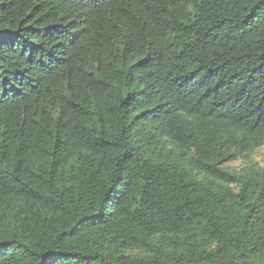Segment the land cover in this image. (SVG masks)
Masks as SVG:
<instances>
[{
    "label": "trees",
    "instance_id": "1",
    "mask_svg": "<svg viewBox=\"0 0 264 264\" xmlns=\"http://www.w3.org/2000/svg\"><path fill=\"white\" fill-rule=\"evenodd\" d=\"M263 147L264 0H0V264H264Z\"/></svg>",
    "mask_w": 264,
    "mask_h": 264
},
{
    "label": "rangeland",
    "instance_id": "2",
    "mask_svg": "<svg viewBox=\"0 0 264 264\" xmlns=\"http://www.w3.org/2000/svg\"><path fill=\"white\" fill-rule=\"evenodd\" d=\"M256 161H264V147L257 151L255 158ZM246 164L243 161H238L233 164H230V166L236 170H240L243 168Z\"/></svg>",
    "mask_w": 264,
    "mask_h": 264
}]
</instances>
